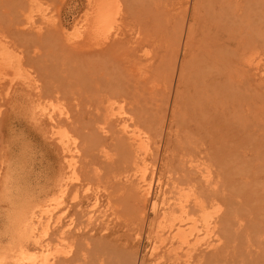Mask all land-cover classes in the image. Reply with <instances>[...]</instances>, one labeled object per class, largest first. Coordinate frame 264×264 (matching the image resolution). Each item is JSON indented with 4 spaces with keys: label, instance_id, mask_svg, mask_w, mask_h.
<instances>
[{
    "label": "rangeland",
    "instance_id": "374dc122",
    "mask_svg": "<svg viewBox=\"0 0 264 264\" xmlns=\"http://www.w3.org/2000/svg\"><path fill=\"white\" fill-rule=\"evenodd\" d=\"M114 3L111 25L75 38L88 0H0V43L16 56L0 71V264H20L22 215L54 252L43 264H264V0ZM71 175L80 194L58 204ZM184 189L214 243L191 263L158 217ZM65 205L75 227L63 245L54 223L31 219Z\"/></svg>",
    "mask_w": 264,
    "mask_h": 264
},
{
    "label": "bare ground",
    "instance_id": "6f19581e",
    "mask_svg": "<svg viewBox=\"0 0 264 264\" xmlns=\"http://www.w3.org/2000/svg\"><path fill=\"white\" fill-rule=\"evenodd\" d=\"M88 6L89 8H87L85 13L81 16V19L78 20L73 26H71L72 28H74V31L76 34L75 38L82 37V35H84L85 33H88V34L92 33L94 35H99L104 28H107L109 25H111V23L113 22L115 18L116 10H115L114 0H88ZM41 15L44 21L48 20L47 14L43 13ZM34 24L35 23H33V25ZM65 30H68V29L64 26L63 31L65 32ZM115 34L116 33H111V34L109 33V35L107 36L108 39L112 38V35L114 36ZM118 35L119 34H117V36ZM15 58L16 56H15L14 50H12L10 46H8V44L0 43V71L2 70L5 71V69L9 68L14 63ZM255 67H257L256 68L257 70L259 69V76H260L259 78L262 81H264V58H259V60L255 63ZM51 115H54V112L52 110L50 111V116ZM122 127H123V124H122ZM127 128H129V125ZM125 131H126V128H125ZM128 132H130V130ZM140 136L142 135L141 134L139 135L137 131L131 133L130 135L128 134V138L130 137V139L134 143H137L140 140ZM58 140L62 144L65 143V137L63 135H60ZM131 140H130V143H131ZM137 156L139 155L137 154ZM139 157L141 158L142 155ZM145 157H142L144 159L142 158L137 159V163L142 160H145ZM63 161L65 162V168L70 169L71 174L73 175L74 174V163H75L74 154L72 152L69 153V155L66 154L64 156ZM134 174H137V173H134ZM72 175L64 180L62 179L63 181L60 183L61 199L58 202V204H64L65 195L68 192L69 193L73 192L74 196L72 198L74 199L77 198L76 195L78 193L77 191L75 192L77 186H75L74 189L72 190L69 189L72 184L71 181H73ZM137 175L138 176H135L137 177V180H138V184L136 187H137L138 192L140 193V196L146 202L150 199V197L153 194L152 180L149 179L148 175L144 171L140 172ZM173 193L174 192H172L171 195H166L164 198L163 206L161 207V212L160 214H158V217L160 219L159 227L167 228L166 233L170 235V242H171L170 245L172 246L177 243L179 247L184 248L185 250L181 248V250H184L186 254L184 256L185 257L184 259L185 261H187V263L188 262L191 263V260L193 262V258L197 256L195 255V253L197 254V251L199 250L198 249L199 246L205 244L206 245L205 247L207 248L209 246L212 247L213 239L203 242L204 240L202 241V239H204V236L201 237L202 230L205 229V232L208 233L210 222H209V219L206 218V216H204L200 220L199 213L203 212L205 208L202 202L200 201V199L191 198L195 195V192H193V190L186 191L184 189L181 192H175L176 194H173ZM95 195L93 196L94 200H91L92 201L91 204L93 208H97L98 205L100 204V199L97 196L98 194H95ZM191 204L193 205L191 206ZM189 207H192V209ZM61 208L63 207H60V209ZM67 208L68 206L65 205V211H63L62 213L60 212L62 215L60 214L56 218L54 217L56 216L58 212L55 213V215H53L51 212H48L44 215L35 214L34 216H32L31 222L33 225L38 226V225L44 224L46 227L52 226V224L54 223V225L57 227L58 231L60 232V236H59L60 240L62 241L63 245H65L67 241L72 240L70 238L72 237L71 236L72 230L75 227V218L70 217L68 220H64V215H65L64 213H66ZM29 221H30V216L26 217L24 215H22L19 221L21 230H20V234L18 238H20L19 240L20 242H17L18 244H16L15 258L20 264H43L45 263V261H48V258H49L48 255H52L54 254V252H52V248L50 244L43 239L42 234L38 235L37 234L38 232L34 233L33 229L31 231L32 233L29 234L30 233L29 226H28ZM163 241H165V238L163 239ZM197 246L198 248H196ZM179 247H176V248L180 249ZM176 248L174 249L172 248V251L178 250ZM182 252L183 251H180V253ZM176 253H178V251H176ZM182 255H184V253L181 254V256ZM177 259H179V256L176 258V260ZM180 261L182 262V259ZM158 264H162V262L158 261Z\"/></svg>",
    "mask_w": 264,
    "mask_h": 264
}]
</instances>
